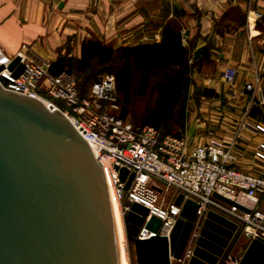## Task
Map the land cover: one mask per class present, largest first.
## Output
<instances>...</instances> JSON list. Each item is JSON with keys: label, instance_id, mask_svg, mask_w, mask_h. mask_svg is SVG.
Returning <instances> with one entry per match:
<instances>
[{"label": "water", "instance_id": "water-1", "mask_svg": "<svg viewBox=\"0 0 264 264\" xmlns=\"http://www.w3.org/2000/svg\"><path fill=\"white\" fill-rule=\"evenodd\" d=\"M201 51L197 47L192 59L198 60ZM18 62L14 56L7 68ZM118 171L128 189L133 173L124 167ZM173 202L180 212L168 237L158 233V218H147L144 206L130 204L125 222L136 264L182 258L197 204L181 193ZM141 228L152 235L139 237ZM239 232L240 224L208 210L185 264H219ZM0 264H120L108 187L90 145L61 111L6 89L1 77ZM237 264H264V238L252 237Z\"/></svg>", "mask_w": 264, "mask_h": 264}, {"label": "crops", "instance_id": "crops-1", "mask_svg": "<svg viewBox=\"0 0 264 264\" xmlns=\"http://www.w3.org/2000/svg\"><path fill=\"white\" fill-rule=\"evenodd\" d=\"M232 9L240 16L225 17ZM254 12L261 16L253 21ZM169 21L179 24L190 66L185 127L179 131L189 147L228 143L240 108L252 124L259 115H249L251 104L263 112L264 0H0V46L13 57L25 44L29 55L50 64L59 57L79 59L88 39L112 48L159 42ZM197 47L201 56L193 60ZM230 68L236 71L233 84L221 77ZM204 89L214 95H203ZM238 141L237 150L264 142V135L245 129ZM259 207L264 211V201Z\"/></svg>", "mask_w": 264, "mask_h": 264}, {"label": "built area", "instance_id": "built-area-1", "mask_svg": "<svg viewBox=\"0 0 264 264\" xmlns=\"http://www.w3.org/2000/svg\"><path fill=\"white\" fill-rule=\"evenodd\" d=\"M260 16L261 13L254 12L249 19L254 21ZM29 50L25 44L20 46L15 54L19 62L9 70L7 66L14 56L7 55L0 46V65L4 66L0 77L4 87L45 101L66 116L100 162L110 200L118 204L123 222L130 204L136 202L148 210L147 218L154 216L160 220L158 233L168 237L180 212V206L173 202L174 196L181 193L197 204L181 264L190 256L194 239L210 209L240 224V231L249 240L255 236L264 238V211L259 207V202L264 201V176L236 168L231 144L211 140L189 147L184 135H162L149 124L134 126L119 114L113 73L99 74L87 94L80 95L71 72L49 73V63L34 59ZM235 76L236 71L231 68L221 74L229 84L234 83ZM259 148L264 150L262 144ZM122 167L128 174L133 173L128 189L119 178L118 169ZM168 189L172 190L171 196H167ZM214 193L248 211L219 200ZM247 228L251 230L246 231ZM150 235L151 232L141 228L139 237ZM239 258L229 251L219 264H237Z\"/></svg>", "mask_w": 264, "mask_h": 264}, {"label": "trees", "instance_id": "trees-1", "mask_svg": "<svg viewBox=\"0 0 264 264\" xmlns=\"http://www.w3.org/2000/svg\"><path fill=\"white\" fill-rule=\"evenodd\" d=\"M229 14L240 16L236 9L226 12L225 17ZM114 57L118 61V66L113 72H105L115 75L118 102L119 105L121 100L123 103L119 112L120 116L125 118L127 114L126 106L129 104L130 90L133 88L138 96L146 95L151 77L160 74L159 80L155 83L156 96L144 111L139 125H153L161 131L162 135H181V132L172 133L170 131L172 128L169 127L171 124H178L182 129L184 128L186 96L191 83L188 48L182 45L179 24L175 21L167 22L163 27L159 42L112 48L97 40H84L79 59L59 57L49 64L48 71L53 75L64 69L69 72L74 69L83 72L91 66L92 62L106 65ZM77 89L80 95H86L88 92V89L83 92L78 86ZM203 95L212 96L214 94L211 90L204 89ZM58 103L61 105L60 102ZM249 115L253 117L259 115L264 124V106L262 112L260 107L252 105ZM131 123L134 126L137 125L135 122ZM128 238L132 239L129 235Z\"/></svg>", "mask_w": 264, "mask_h": 264}, {"label": "rangeland", "instance_id": "rangeland-1", "mask_svg": "<svg viewBox=\"0 0 264 264\" xmlns=\"http://www.w3.org/2000/svg\"><path fill=\"white\" fill-rule=\"evenodd\" d=\"M117 66H118V61L116 57H114L112 61L107 63L106 65H98L96 62H92L91 66L86 71L79 72L76 69H74L71 73L76 79L77 86L83 92H86L90 83L99 74H102L105 71L113 72ZM159 78H160V74L153 75L151 77L149 89L146 95L144 96L136 95L133 88L130 90L129 104L126 106L127 114L125 116V119H127L130 122H135L137 125H139L144 111L147 109L148 106L151 105V103L153 102L156 96L155 83L159 80ZM252 105L254 104H251V106ZM122 107H123V103L121 100L119 112L121 111ZM240 109H241L240 112L241 114L238 117V122H237L238 124L235 125V128L233 130L234 131L233 138L231 139V141L225 144L232 145V150L236 156V160L238 159V161L235 160V162L240 163L238 166H236V168L244 172L264 176V150L259 148V144H262L264 146L263 141H261L257 145L255 143H251L249 147L238 146L239 149L237 150L236 140L238 141V139L243 137V131L245 129H249L254 133H259L264 129V127H262L261 125L259 118L253 121V124L249 123L251 119H249L247 115V110L245 109V107ZM169 127L172 128L170 130L172 133H178L181 132L179 131L180 129L182 130V128L178 124H171L169 125ZM257 129H262V130L257 131ZM189 131H191V128L189 129ZM261 133L264 135L263 132ZM171 194H172V190L168 189L167 196H171ZM123 230H124V251L126 254L127 264H136L133 240L132 239L130 240L128 238L127 225L125 220L123 222ZM248 242H249V238L243 232L240 231L230 249V252L234 256L239 257L244 251ZM172 264H181V263L179 261L173 260Z\"/></svg>", "mask_w": 264, "mask_h": 264}, {"label": "bare ground", "instance_id": "bare-ground-1", "mask_svg": "<svg viewBox=\"0 0 264 264\" xmlns=\"http://www.w3.org/2000/svg\"><path fill=\"white\" fill-rule=\"evenodd\" d=\"M111 208H112L117 243H118V248H119L120 264H127L126 254L124 251V230H123L122 217L120 214L118 204L116 202L111 201ZM250 230H251L250 228L246 229V231H250Z\"/></svg>", "mask_w": 264, "mask_h": 264}]
</instances>
